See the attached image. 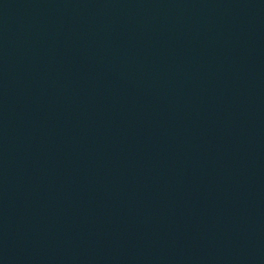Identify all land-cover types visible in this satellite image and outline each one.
<instances>
[{
	"label": "water",
	"instance_id": "obj_1",
	"mask_svg": "<svg viewBox=\"0 0 264 264\" xmlns=\"http://www.w3.org/2000/svg\"><path fill=\"white\" fill-rule=\"evenodd\" d=\"M0 264H264V0H0Z\"/></svg>",
	"mask_w": 264,
	"mask_h": 264
}]
</instances>
